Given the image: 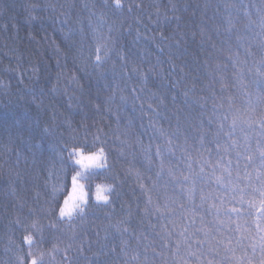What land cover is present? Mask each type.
<instances>
[{"label": "trees", "instance_id": "1", "mask_svg": "<svg viewBox=\"0 0 264 264\" xmlns=\"http://www.w3.org/2000/svg\"><path fill=\"white\" fill-rule=\"evenodd\" d=\"M122 2L115 12L111 0H0V264L28 259L29 234L43 264H207L210 247L228 237L236 256L252 253L256 210L246 232L222 229L202 246L192 240H203L197 229L213 220L208 203H219L211 197L215 177L229 179L226 167L240 187L259 183L264 139L247 121L264 119V0ZM103 44L111 51L96 67ZM226 113V130L238 117L235 145L219 131ZM65 142L85 155L103 146L108 170L65 172ZM76 172L92 201L85 219L58 223V209L48 214L52 189L61 205L79 195ZM108 184L111 202L97 205V185ZM201 195L210 196L202 208ZM101 246L108 255L98 258Z\"/></svg>", "mask_w": 264, "mask_h": 264}, {"label": "snow or ice", "instance_id": "2", "mask_svg": "<svg viewBox=\"0 0 264 264\" xmlns=\"http://www.w3.org/2000/svg\"><path fill=\"white\" fill-rule=\"evenodd\" d=\"M110 6H114L113 10L115 12H120L123 10L122 0H111ZM137 7H139V5H137ZM129 11H131V8H129ZM177 19L179 18L177 17ZM102 50L111 51V49L107 48V44L97 46V54L95 57L96 67H99L104 61V57L100 54ZM120 59L126 60L127 58L121 56ZM133 72L136 73L137 70L134 68ZM137 75H139L141 79H146V74L143 72H139ZM73 79L75 80V77H73ZM124 99L125 97L121 96V100ZM153 111H155V109H153ZM252 113L255 114V109H252ZM237 119L238 117L233 116L232 122L229 125V130H226L224 123L228 120V114L226 113L223 116V120H221L218 125L219 131L224 132L227 138L231 140L233 145L236 144V141L232 139V137L237 127ZM247 123L249 124V127H251L252 123H256L257 126L261 128V139H264V119L253 121L250 117ZM97 139L99 138L97 137ZM169 143H171V141H169ZM83 149V145H68L67 142H65V147L62 148L59 153L60 163L65 172L73 171V165H79L80 167L91 166L101 171L108 170V157L103 146L98 147L96 151L88 155L84 154ZM65 152L67 153V160L64 158ZM257 152L259 153V167L261 169V171L257 173V180L259 183L256 184L249 181V183L245 184L244 187H240L237 182H234L230 179L231 171L226 167L224 171L227 172L229 179L225 180L223 175L216 176L215 183L219 185V191L215 197H211L213 199L219 200V203H208L207 214L209 216H213V220L204 224V227L201 229H197V231L203 232V240H192V243L200 244L202 246L210 238L215 239V237L212 235L213 232H221L222 229H226L228 232H246L248 229L244 227V225H247L249 218L253 215V210H256L259 212V215L255 219V227L258 234V239L251 244L252 253L251 255H248V253L245 252L243 256H236V249L230 247L232 238L228 237L227 243H225L223 240H216L215 246L210 247L209 252L211 253V258L208 259L207 264H226V262L230 261H235V264H257V248H259L258 264H264V145H262L259 141L257 143ZM157 156H160L159 149L157 151ZM247 159L250 163H254L253 155H248ZM85 161H88L87 165H85ZM230 163L231 161H229V164ZM247 167L248 165H245V168ZM203 171L204 169L201 168V172ZM79 175L80 173L76 172L75 175L72 176L73 192L75 193L76 190L79 189V195H73L72 197L65 199L62 205L57 200V194L60 189L55 186L52 189V194L50 200L48 201V214L56 216L58 209V223L67 221L69 225H71L77 217H79L81 220L85 219L86 217L88 206L92 201V196L89 193L84 192L82 185L77 184V177ZM188 179L189 178L186 176L185 180ZM201 179H203V177ZM141 187H143V185H141ZM186 191L190 193L189 199H192L191 193H194V188L191 190L186 189ZM114 192L115 186L112 184H108L106 186L97 185L94 196L95 202L97 205L107 206L111 202V196ZM209 198L210 196L206 197L201 195V208L203 207L204 203L208 202ZM149 204H151V197H149ZM155 210L159 212L160 208L157 206ZM145 211L147 212L148 209H145ZM200 219L201 222L204 223L203 215H201ZM193 223H195L194 220ZM231 224H236V228H231ZM217 225H219V227H217ZM52 226L55 227V224ZM32 228L36 229L37 231H42L41 229L37 228V224L35 222H33ZM117 230L119 231L120 229L117 228ZM123 231L127 232L128 228L124 227ZM186 231L187 228H185V232ZM183 234L184 233H181V235ZM243 238L244 237L242 235L236 237L237 245H241ZM75 240L76 237L74 235L69 238L68 247L64 249L65 252L70 251L73 244L75 243ZM24 243L29 246V251L27 254L28 259L26 260L22 257L20 259V264H43L44 254L41 253L40 256H36L32 251V246L34 244L33 235H26L24 237ZM221 244H223V256H221V250L219 247ZM57 251H59V249H57ZM115 251V248L111 249V252ZM121 251H125V248L122 247ZM228 253H231V255H228ZM188 254L190 256L196 254L192 251L191 244L188 245ZM107 255L108 252L104 251V246H101V250L97 254V257L99 258L101 256ZM200 255L203 256L204 253L201 252ZM218 256L221 257L219 260L216 259ZM65 259L67 260L68 257L65 256ZM69 264H71L70 261ZM93 264H97V262L94 261ZM103 264H110V262L108 260H104ZM186 264H188L187 261Z\"/></svg>", "mask_w": 264, "mask_h": 264}]
</instances>
